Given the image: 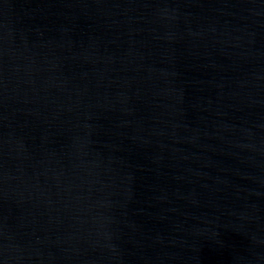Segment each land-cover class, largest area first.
<instances>
[{
	"label": "water",
	"instance_id": "1",
	"mask_svg": "<svg viewBox=\"0 0 264 264\" xmlns=\"http://www.w3.org/2000/svg\"><path fill=\"white\" fill-rule=\"evenodd\" d=\"M0 264H264V0H0Z\"/></svg>",
	"mask_w": 264,
	"mask_h": 264
}]
</instances>
